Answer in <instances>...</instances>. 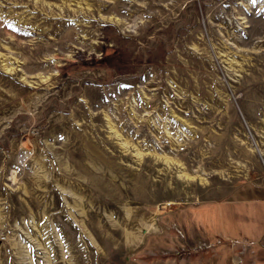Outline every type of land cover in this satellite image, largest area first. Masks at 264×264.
<instances>
[{
  "label": "rangeland",
  "instance_id": "374dc122",
  "mask_svg": "<svg viewBox=\"0 0 264 264\" xmlns=\"http://www.w3.org/2000/svg\"><path fill=\"white\" fill-rule=\"evenodd\" d=\"M261 185L264 0H0V264H162Z\"/></svg>",
  "mask_w": 264,
  "mask_h": 264
},
{
  "label": "crops",
  "instance_id": "0c3cea01",
  "mask_svg": "<svg viewBox=\"0 0 264 264\" xmlns=\"http://www.w3.org/2000/svg\"><path fill=\"white\" fill-rule=\"evenodd\" d=\"M247 224L256 237L250 236ZM178 228L182 230L180 238L176 236L173 243L169 242L177 247L176 255L161 258L162 264H264V193L240 189L226 198L223 238L218 234L208 236L207 232L217 233L218 228L212 225L207 226V232L202 230L203 234L184 221Z\"/></svg>",
  "mask_w": 264,
  "mask_h": 264
}]
</instances>
